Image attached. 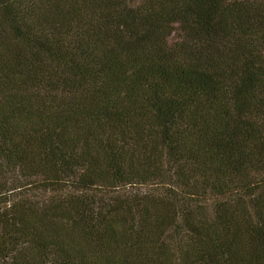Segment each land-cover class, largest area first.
<instances>
[{"label": "trees", "instance_id": "1", "mask_svg": "<svg viewBox=\"0 0 264 264\" xmlns=\"http://www.w3.org/2000/svg\"><path fill=\"white\" fill-rule=\"evenodd\" d=\"M0 264H264V0H0Z\"/></svg>", "mask_w": 264, "mask_h": 264}]
</instances>
